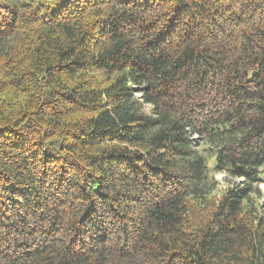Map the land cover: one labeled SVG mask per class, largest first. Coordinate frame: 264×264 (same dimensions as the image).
I'll use <instances>...</instances> for the list:
<instances>
[{
	"label": "trees",
	"instance_id": "trees-1",
	"mask_svg": "<svg viewBox=\"0 0 264 264\" xmlns=\"http://www.w3.org/2000/svg\"><path fill=\"white\" fill-rule=\"evenodd\" d=\"M263 165L264 0H0V264H264Z\"/></svg>",
	"mask_w": 264,
	"mask_h": 264
},
{
	"label": "rangeland",
	"instance_id": "rangeland-1",
	"mask_svg": "<svg viewBox=\"0 0 264 264\" xmlns=\"http://www.w3.org/2000/svg\"><path fill=\"white\" fill-rule=\"evenodd\" d=\"M139 94V93H137ZM196 148L206 157L207 164L209 166V178L206 180V189L210 191V194H216L220 190L225 189L226 187L233 185V182L236 181L237 184H241L242 178H233L227 171L215 170L214 165V152L211 145H206L201 141L198 135L194 134L192 136ZM264 169V165L262 166ZM256 188V192L250 193V196H253L254 202L257 204H262L264 206V183L258 182L253 185Z\"/></svg>",
	"mask_w": 264,
	"mask_h": 264
}]
</instances>
